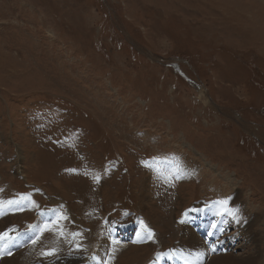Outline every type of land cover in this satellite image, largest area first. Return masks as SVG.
Wrapping results in <instances>:
<instances>
[{
	"label": "rangeland",
	"instance_id": "rangeland-1",
	"mask_svg": "<svg viewBox=\"0 0 264 264\" xmlns=\"http://www.w3.org/2000/svg\"><path fill=\"white\" fill-rule=\"evenodd\" d=\"M52 190L88 236L136 220L117 237L148 231L149 264L202 207L242 205L264 236V0H0V208L16 229L50 211L46 234L66 222L71 240L79 214ZM233 221L231 251L250 254Z\"/></svg>",
	"mask_w": 264,
	"mask_h": 264
},
{
	"label": "bare ground",
	"instance_id": "bare-ground-1",
	"mask_svg": "<svg viewBox=\"0 0 264 264\" xmlns=\"http://www.w3.org/2000/svg\"><path fill=\"white\" fill-rule=\"evenodd\" d=\"M72 192L74 193V196L75 194L79 196V192L77 190H73ZM68 198L71 197L67 196V199H65L62 195H58L57 190H52L51 200H54L51 202L52 205H58L61 202L62 204H66V211L71 215L70 220H76L73 218V216L79 214V218L76 221L77 226L81 230H79L78 235L75 237H73V232L75 230L72 231V235L70 237L72 241L62 236L63 233L61 228L64 227V225L65 229L68 228L66 222L64 225H60L57 231H51L48 233L49 236L46 234L48 227H46L47 225L45 226V224L42 226L41 220L44 218L45 221V219L50 217V211L45 212L47 210H43L40 213V218L38 220L28 223V225H25L23 228L19 227L16 229L17 224L11 220V217H8V214L12 210L14 211L17 206L11 204L9 208H0V264H107V257L112 254V258L117 260L116 264H147L149 262L148 259L150 258L151 254L157 250V248L155 247V241L149 235L148 231L142 229L134 231L124 240L117 237L118 230L126 229V224H129L132 221L137 222L136 220L126 218L123 222L124 225L119 226L117 223L118 221L113 219L111 222L113 226L110 228L108 235L96 238L95 235L91 233L92 235L88 236V234L84 232L83 229L85 228L84 226H88L87 224H89V222H87V219L84 218L82 214L78 213L82 205ZM141 199H146L145 193H142ZM31 201L32 200H30L28 203ZM139 206L141 210L143 208L145 209L144 203H140ZM161 206L164 207V211H167L164 205L161 204ZM207 206L209 209H212L214 204L211 205L210 202V204ZM207 210L202 207L196 211L194 210L195 212L189 215L190 217H186L187 223L183 228L181 236H179L180 238H178L180 241L175 244L174 249L169 250L167 253L162 255L161 258L150 264H167L166 260L168 259L172 264L263 263V261H261L262 263L260 262V258L262 252H264V242H262V240H264V236L261 232H257L258 226H260V223H262V218L257 215V213L254 216H250V214H248L249 211L247 212L245 207L239 205L232 211L234 213L233 221L231 220L232 218H229V213L227 210L223 211V213L219 215L214 213L217 211L215 209L213 210L214 212ZM59 212V208L53 212L55 213L53 216L54 220H52L50 223L54 227V222L57 220L56 215ZM146 213L150 214L149 212ZM206 213L208 214L209 219L214 221V224L219 225V227H216L212 230H208V227L204 228L202 225V217L208 218ZM23 216H25V214H23L22 217ZM189 218H193V220L190 221ZM232 221L233 225L239 226L241 230L244 229L250 234L251 238H253L252 243L256 245L253 249V252H250V254H236L231 251L229 246H232L233 243L232 245L230 243L231 241H235L232 236L228 235L227 226H232L230 224ZM196 226H202L204 229L203 233L194 230ZM202 228H200V230ZM40 229L42 231H40ZM38 231L40 232L38 235H36ZM59 236H61V238H59ZM222 236L227 237L229 240L227 239L223 242V240H221ZM83 239L86 242H84ZM126 241L140 242L144 245L142 248L149 247L150 249L144 250L142 256H139L138 254L141 250H135L134 248L130 247ZM105 242L107 245H105ZM128 252H130L129 254L131 256L136 255L139 257H136L134 260H132L128 258V256L124 255ZM122 258L124 259L123 262H121ZM202 259L203 262L200 263Z\"/></svg>",
	"mask_w": 264,
	"mask_h": 264
}]
</instances>
